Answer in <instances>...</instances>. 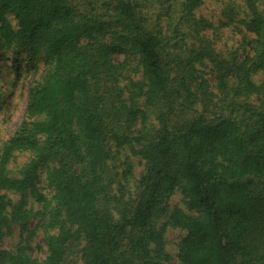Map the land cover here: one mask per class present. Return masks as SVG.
Instances as JSON below:
<instances>
[{"label": "trees", "instance_id": "16d2710c", "mask_svg": "<svg viewBox=\"0 0 264 264\" xmlns=\"http://www.w3.org/2000/svg\"><path fill=\"white\" fill-rule=\"evenodd\" d=\"M204 2L0 0V48L46 71L0 149V243L20 227L0 264H170L169 229L184 233L180 264H264V0L220 9L240 56L216 50ZM124 152L144 164L134 195ZM16 153L30 157L14 177ZM176 192L188 213L170 208Z\"/></svg>", "mask_w": 264, "mask_h": 264}, {"label": "rangeland", "instance_id": "374dc122", "mask_svg": "<svg viewBox=\"0 0 264 264\" xmlns=\"http://www.w3.org/2000/svg\"><path fill=\"white\" fill-rule=\"evenodd\" d=\"M227 1L228 0H205L203 7L197 12V15L209 19L215 28L218 29L217 34L219 35L215 37V48L223 54L235 52L243 38L242 33H240L237 28L220 27V9L224 7ZM232 1L235 3L238 2V0ZM7 21L8 24L16 30L17 22L14 17L10 15L7 16ZM241 51L242 50L238 49L236 51L237 55L240 56V54H242ZM28 58V54L24 51L15 52L13 49L8 50L7 48H0V149L6 142L11 140L20 127L29 104L31 90L36 83L42 80L46 73L45 67L41 61L34 63ZM116 60L121 61L122 57L118 56ZM205 78L210 83H215L211 75H205ZM259 80L260 76H257L256 81L259 82ZM29 157L27 153H16L14 155L8 165L12 176H18L19 170L22 165L29 160ZM122 163H125L131 169L127 193L134 195L137 191L140 176L144 171V164L139 158L132 156L128 152H124L120 161L116 163L118 172L120 173L127 168L126 165L122 166ZM37 186L39 191L46 198L52 196L51 190L45 186L44 175L40 177ZM2 193L13 202L18 199L16 194L9 192ZM29 205H33L34 211L40 208V205L34 204L32 201H29ZM169 206L170 208H179L185 213H188L184 201L178 192L170 198ZM35 224L36 220L32 221L29 225V229L32 230ZM183 236L184 233L179 230H167L165 236L166 252L170 256V264H180L177 247ZM19 241L20 227L12 226L0 243V250L13 251ZM29 246V255L32 258L40 261L46 258L47 251L44 244L43 232L41 230L35 232L34 237L29 241ZM68 261L70 264H82L77 257H73L72 255L68 257Z\"/></svg>", "mask_w": 264, "mask_h": 264}]
</instances>
